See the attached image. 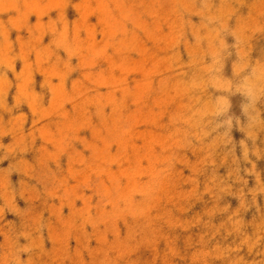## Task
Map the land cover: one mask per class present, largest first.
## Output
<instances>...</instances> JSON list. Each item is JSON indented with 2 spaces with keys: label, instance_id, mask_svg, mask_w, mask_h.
<instances>
[{
  "label": "rangeland",
  "instance_id": "374dc122",
  "mask_svg": "<svg viewBox=\"0 0 264 264\" xmlns=\"http://www.w3.org/2000/svg\"><path fill=\"white\" fill-rule=\"evenodd\" d=\"M0 264H264V0H0Z\"/></svg>",
  "mask_w": 264,
  "mask_h": 264
}]
</instances>
